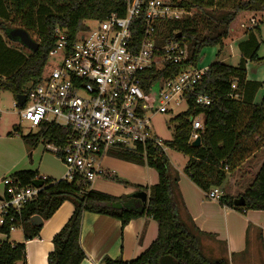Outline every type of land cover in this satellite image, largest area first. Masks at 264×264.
I'll return each instance as SVG.
<instances>
[{
  "label": "trees",
  "instance_id": "trees-1",
  "mask_svg": "<svg viewBox=\"0 0 264 264\" xmlns=\"http://www.w3.org/2000/svg\"><path fill=\"white\" fill-rule=\"evenodd\" d=\"M173 1L191 15L162 23L158 26V35L162 40L178 33L188 38L189 58L184 67H199L201 52L206 47H218V51L197 87L198 93L210 94L213 103L196 106L192 99L189 109L173 118L178 123L174 139L166 141V144L189 155L185 172L204 192L218 189L222 205L240 212L264 210V160L258 168L251 164L252 161L246 162L264 146V94L259 103L254 101L262 83L247 79L246 69L248 61L263 60L259 58L258 50L260 23L264 21V0ZM243 11L253 12L262 18L258 26L245 31V38L238 41L241 58L238 65H232L224 59L225 49L232 36L231 24ZM144 12L132 26L138 40L141 38ZM38 13H43L41 21ZM113 13L125 16L126 1L0 0V30L7 39L14 40L9 36V30L14 28L13 17L21 24L20 28L28 32L40 28L37 51L23 53L0 43V91L11 92L17 100L18 95L26 94L40 82L50 51L55 46L56 27L66 29L73 40L86 29L85 21L103 20ZM181 67L167 65L162 70L146 72L141 82L142 88L149 91L156 80L178 73ZM197 116L202 117L203 127L198 130L201 143L194 146L190 139L192 120ZM66 136L67 129L54 124L42 126L36 133L21 135L32 149L42 140L64 145ZM114 156L157 171L159 180L151 186L115 178L117 182L135 188L136 192H147V202L129 195L114 196L92 189L76 178L72 181L50 177L42 180L40 174L33 170L11 174L23 185H45L39 196L23 208L25 240L39 236L43 227V224L35 225L31 221L33 216L39 215L47 221L64 202L69 201L74 205L71 217L53 237L54 248L48 255V264H81L86 258L81 246L82 220L86 212L114 217L121 221L123 227L131 220L144 216L153 218L158 225L156 239L137 258L124 261L106 257L100 264H230L227 259H209L202 251L201 231L182 218L179 210V174L173 170L167 154L159 148H150L147 161L132 152H116ZM226 166L228 171H225ZM230 176H235L233 181L237 186L228 193L224 185ZM239 197L245 198V206L235 205L234 201ZM0 264H27L25 243H13L9 238L2 241Z\"/></svg>",
  "mask_w": 264,
  "mask_h": 264
},
{
  "label": "built area",
  "instance_id": "built-area-1",
  "mask_svg": "<svg viewBox=\"0 0 264 264\" xmlns=\"http://www.w3.org/2000/svg\"><path fill=\"white\" fill-rule=\"evenodd\" d=\"M125 1V16L113 13L103 20L85 21L86 29L73 40L66 29L56 27L55 46L49 57L54 68L49 73L44 71L40 82L27 91L23 106L15 104L21 122L29 123L36 132L48 124L67 129L64 145L45 140L40 143L64 163L63 180L76 178L90 188L105 174L104 161L111 154L132 152L146 161L150 148L167 154L166 140L152 124L156 114L173 112L183 105L189 109L192 99L196 106L214 101L210 94L197 91L210 66L184 67L189 58L188 38L181 34L162 40L158 35L159 25L191 12L173 0ZM142 12L145 14L138 40L132 26ZM259 22L253 16L240 27L249 31ZM167 65L182 67L178 73L153 83L151 88L161 83L157 104L153 105L151 88L145 91L141 82L146 72ZM192 125L190 142L200 136L202 117H195ZM2 184L5 191L0 199V243L11 233L23 231V208L45 187L23 185L11 175L4 177ZM206 197L219 201L220 192L214 188Z\"/></svg>",
  "mask_w": 264,
  "mask_h": 264
},
{
  "label": "crops",
  "instance_id": "crops-1",
  "mask_svg": "<svg viewBox=\"0 0 264 264\" xmlns=\"http://www.w3.org/2000/svg\"><path fill=\"white\" fill-rule=\"evenodd\" d=\"M13 42L18 40L7 39L0 30L1 44L27 53L23 47H14ZM228 58H232L231 55ZM247 67L248 63L246 69ZM247 79L261 82L262 87L264 85V79H251L248 73ZM258 92L254 100L256 103L261 101L264 94L263 92L257 99ZM14 130L18 133L19 127H15ZM9 135H14V132H9ZM45 153L42 151L36 154L41 158L37 165L35 160H31V165L26 163L25 166H20L23 164L21 159L13 165L14 168L9 164L2 165L0 181L2 182L6 173L11 175L22 170L37 171L40 175L61 180L66 172L64 163L57 156L54 155L55 158H52ZM32 155L34 152H31L30 156ZM49 158L58 165L59 170L52 161L48 162ZM263 160L264 146L258 153L252 154L246 162L252 161L251 164L258 168ZM104 166L105 177L96 179L91 188L114 196H132L136 192L135 188L117 182L115 179L117 177L142 186L154 185L159 180L157 171L148 166L108 157L104 161ZM15 168L18 169L14 170ZM3 171L6 172L3 173ZM57 172L61 173L60 178H57L59 175ZM178 174V190L181 196L180 214L187 223H193L201 231L203 253L211 260L227 259L230 264H264V210L240 212L222 205L220 200L208 199L206 192L190 179L185 170H179ZM232 194L236 193L232 192ZM73 211L74 205L66 201L49 220L43 221L39 236L25 240L23 231L18 230L10 234L9 240L13 243H25L27 264H48V255L54 248L53 237L69 220ZM157 235L158 225L151 217L133 219L123 227L121 221L114 217L86 212L83 216L81 231V246L86 253V258L81 264H100L106 257L121 258L124 261L133 260L151 245Z\"/></svg>",
  "mask_w": 264,
  "mask_h": 264
},
{
  "label": "rangeland",
  "instance_id": "rangeland-1",
  "mask_svg": "<svg viewBox=\"0 0 264 264\" xmlns=\"http://www.w3.org/2000/svg\"><path fill=\"white\" fill-rule=\"evenodd\" d=\"M42 14L43 13H38L39 21H41L43 18ZM252 16L259 18V20L262 18V16H259L253 12L243 11L238 14L234 22L231 24L230 30H231L232 36L227 41L228 43L225 49L226 51L225 53L227 55L231 53L232 58H228L227 56H225L226 54L224 55V57L226 59V62L232 65L239 64L240 51L237 45H238V41L245 38V30L242 29L240 25L241 23H247L248 19ZM90 24H93V23L91 22ZM12 26L14 28L22 27L21 24L18 22V20L15 19L14 17H13ZM260 30H261L260 37H259L260 47L258 50V56L259 58H262L263 60L261 62H252V63L248 61L247 62L248 63L247 73L251 79L262 80L264 79V21L260 23ZM29 33H30L31 38L35 40L36 42H38L40 28L38 27L36 30H30ZM13 46L23 47V49L27 51V53L30 51V49H28L27 47L24 48L25 46L22 45L19 40L18 42H13ZM217 51H218V47L204 48L200 56L201 58L200 66L211 64L216 59L215 55ZM54 66L55 65H54L53 60H50L45 67V73H49L51 69L54 68ZM160 90H161L160 82H157L151 88V94L153 98V101L151 102V104L153 105L157 104ZM263 92H264V85L262 89L258 92L257 99L260 96H262ZM16 102L17 100L11 92H8V91L0 92V111L2 112V115L0 117V167L4 164H9L10 166H13L17 162H19L20 159L23 161V164H20V166H25L26 163L30 164L31 160H35V164L37 165L38 161L41 158L40 156H36V154L37 153L40 154L42 153V151L46 152L45 154L50 155L52 158H55L52 152L44 150L45 145H43L42 143H40L36 149H32L23 141L21 135H28L29 133H32V132L36 133V128H32L29 123L21 122L20 117L17 114L18 109L15 106ZM186 109H187V106L183 105L182 107L175 109L173 112L156 114L152 118V124H153L155 132L160 137L165 139L166 141L173 140L174 133H175L174 132L175 126H177L178 124L177 122L173 120V118L176 117L179 113L185 111ZM15 127L17 128L19 127L18 133H15V130H14ZM9 132H14V135H9ZM31 152H34V155L30 156ZM167 156L169 157L171 166L175 172H179V170L180 171L185 170L186 164L189 160V155L169 148L167 151ZM108 158L109 159L110 158L120 159L114 156V154L109 155ZM50 159L51 158H49L48 162L52 161ZM52 163L56 166V169L59 170L58 165L55 164L53 161ZM18 168H15L14 170H17ZM4 172L6 171H3V173ZM57 174H59L57 175V178H60L61 173L57 172ZM6 176H9V174L6 173L4 177ZM102 176L105 177V175H102ZM233 178L235 179V176ZM233 178L230 176L224 185L228 193L231 192V190H233V188L237 186L236 184H234ZM4 191H5V187L0 181V195H2ZM237 193H239V190L237 191Z\"/></svg>",
  "mask_w": 264,
  "mask_h": 264
},
{
  "label": "water",
  "instance_id": "water-1",
  "mask_svg": "<svg viewBox=\"0 0 264 264\" xmlns=\"http://www.w3.org/2000/svg\"><path fill=\"white\" fill-rule=\"evenodd\" d=\"M180 2H181V0L179 1V3ZM180 35H181V33L177 34V36H180ZM9 36H10V38H12L14 40H19L22 45H24L25 47H27L28 49H30L32 51H37L39 48V42H36L35 40H33L30 36V33L24 28H13V29L9 30ZM25 101H26V95L25 94H20L17 96L18 105L23 106ZM200 143H201V137L199 136L194 140L193 145L199 146ZM132 196L134 198L141 199L143 202L148 201V193L145 191L136 192ZM0 199H1V195H0ZM234 203L236 206H239V207H243L246 205V201H245L244 197H239V198L235 199ZM31 221L35 225H41V224H43L44 220L41 216L35 215L31 218Z\"/></svg>",
  "mask_w": 264,
  "mask_h": 264
}]
</instances>
